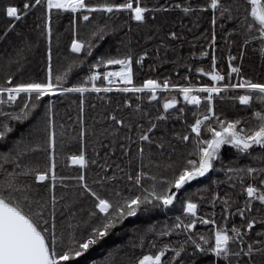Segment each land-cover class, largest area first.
I'll use <instances>...</instances> for the list:
<instances>
[{
  "label": "snow or ice",
  "instance_id": "6c2138e0",
  "mask_svg": "<svg viewBox=\"0 0 264 264\" xmlns=\"http://www.w3.org/2000/svg\"><path fill=\"white\" fill-rule=\"evenodd\" d=\"M259 0H201L198 10H205L211 15V44L217 39L215 25L218 18L231 21L230 33L239 34L242 44L247 47L253 42H259L260 55L264 58V5L258 6ZM250 6V11H249ZM183 9L190 13L191 5L180 3L149 6L145 0H0V15L6 21L5 31L13 30L17 23L26 19L30 11L42 9L40 35L46 36L47 67L46 74L42 78H24L22 66L31 42H24L18 46L14 54L10 56L3 66V78L0 79V140H8L13 132L14 122L28 121L30 117L35 119V113L41 106V97L46 94L79 92L84 93L89 89L100 93L111 92L115 87L121 92L144 93L149 91L148 100L157 99L158 90L178 91L183 100L193 106L202 103L207 105L203 112L194 113V121H185L187 131L183 134L173 132L172 136L178 138L186 145L185 152L176 160L171 159L176 153V147H171L169 159L166 161L149 160L154 164V171L144 168V143H151L150 134L157 128V121L167 120L168 110H175L178 100L175 96L165 98L163 110L155 120L148 117L150 126L141 134L137 152L140 156L138 171L133 172L131 165L134 157L131 155V137H125L129 146L120 144L122 154L129 156L127 171L119 164H109L106 160L100 161V171L89 182L87 166L95 165L96 159L89 161L85 152L72 154L67 160L72 165H79L82 169L79 174L70 179L75 180L74 191L68 194H57V133L56 125L51 113L45 110L43 128L37 120L26 135L12 141V146L7 151L0 152V264H78V258L86 255L95 245L109 236L118 226H122L127 217L136 216L138 213L147 212L156 208H167L179 203L181 214L175 217L171 225L164 224L157 232L155 225H149L139 239L144 241L147 233H154L150 242L152 249L138 258L136 264H196L194 257L203 253H213L216 257H222L227 264H264V227L256 233L261 239H253L248 235L254 225H264V107L253 110L252 116L255 123L250 126L244 117H221L215 110V97L222 92L237 90L239 95L233 100L240 105L249 107L254 100L264 106V80H253L241 75L242 67L236 65V57L229 55L226 74L229 82L225 81V74L216 70V55L213 51L211 57V70L203 67L196 68L197 73L210 77L217 83L178 84L165 78L162 81L148 78L143 83H134V62H142L148 52L139 55V61H134L131 51L124 54L111 55L103 53L95 58L89 65L88 74L81 82L72 83L65 87L64 82L69 73L80 64L87 62L92 57L96 45L109 31H116V26L110 21L113 16L129 13L130 19L136 22L147 23L149 12L153 16L157 11L166 8ZM60 10L74 13L71 24L73 36L71 38L72 53L75 57L66 58V64L62 65L57 74H53V11ZM102 14L105 23H98L95 14ZM39 19V17H38ZM92 20L93 27L88 38H79V21ZM127 24V21L124 22ZM122 27V26H121ZM130 28V25H129ZM168 36L175 38L177 33L169 31ZM202 55H208L207 52ZM243 58L244 52H240ZM191 67V66H189ZM12 69H15L13 71ZM233 74L237 76V82L231 83ZM187 79V77L185 78ZM202 94L197 95L194 92ZM206 93V94H204ZM51 101H49V105ZM124 104L131 105L127 99ZM84 101L81 99L80 111H84ZM119 107V105H117ZM136 109L141 105L137 103ZM181 108L177 115L183 113ZM80 139L84 140L87 129L84 126L83 116L80 118ZM111 119L117 125H124L123 118H117L116 112H112ZM129 128L133 126L128 125ZM117 129H113L115 133ZM232 145L241 153L251 154L254 146H259L257 163L259 167L244 165L239 168H227L226 172L231 188H236L232 182L235 177L239 183V192L245 194L243 204L237 200L234 203V194L225 192L221 195L218 191L212 192L208 203L212 206V218L208 215L201 216L200 202L191 194L180 195L185 186L195 178L204 176L215 165L214 162L221 155L222 145ZM190 145V146H189ZM160 148H164L163 140ZM115 151V144L112 146ZM36 153L43 154V162H37L30 157ZM107 156V153H105ZM111 172V175L108 173ZM103 173V175H101ZM119 173V175L117 174ZM145 178L151 181L145 184ZM60 180L64 188H69ZM127 182V187L120 186L119 181ZM106 186L107 189H106ZM98 189H106L107 194H101ZM200 191V190H197ZM84 199L91 200V206L86 210L77 208V203ZM222 203L221 215L225 223L217 225L214 211L216 202ZM256 202L260 207H256ZM235 208V213L233 212ZM86 211V215H84ZM253 212L259 214V220ZM233 215H239L242 222L233 223L229 228L227 221ZM59 217L63 220L59 222ZM214 226L213 235H204L194 231L197 223ZM171 234L183 239L173 243H159L158 238H164ZM191 246V254L188 248ZM171 250L169 258L166 253ZM92 264H100L92 261ZM106 264H114L111 253Z\"/></svg>",
  "mask_w": 264,
  "mask_h": 264
},
{
  "label": "trees",
  "instance_id": "16d2710c",
  "mask_svg": "<svg viewBox=\"0 0 264 264\" xmlns=\"http://www.w3.org/2000/svg\"><path fill=\"white\" fill-rule=\"evenodd\" d=\"M184 3L192 6V11L186 13L183 9L166 8L163 11H157L153 16L151 12L147 14V23L136 22L130 19L129 13H122L118 17L113 16L110 23L116 26V31H109L105 37L96 45L94 55L89 57L87 62L78 65L68 75V79L64 82L65 87H70L72 83L82 81V78L88 74L89 65L95 58L103 53L111 55L124 54L131 51L134 54V61H139V55L147 51L148 56L144 57L142 62H134V83L139 85L145 79L152 78L162 81L167 78L172 83L178 84H199V83H217L211 81L210 77L204 76L202 73H197L196 68L203 67L206 71L211 70V57L213 51L216 55V70L225 74V81L228 82L227 73L228 57L232 55L236 57L235 64L242 67L241 75L255 80H264V58L260 55L259 42H253L247 47L242 44V37L237 33H230L229 29L233 26L231 21H224L218 18L215 25L217 39L215 44H211V15L205 10H198V5L201 0H145L149 6H158L161 3L174 4ZM225 3H230L231 0H224ZM244 3V0H242ZM264 5V0H259V5ZM250 11V6H249ZM74 13L70 11L60 10L53 11V74L56 75L62 65L66 64V58L75 57L78 54L72 53L70 44L73 36L72 16ZM39 17V19H38ZM42 9L37 8L35 11H30L26 19L20 20L13 30L5 31L6 25L10 21H6L0 15V79L3 78L4 68L10 56L14 54L15 49L24 42H31L32 47L26 54L25 61L22 66V76L24 78H42L46 74L47 67V47L48 41L46 36L40 35L41 28L36 25L41 23ZM96 22L105 23V17L102 14H95ZM127 21V24L124 22ZM130 25V28H129ZM122 26V27H121ZM93 27V22L79 21V38H88L89 32ZM169 31H175V38L168 36ZM243 51V58L240 57V52ZM207 52L208 55H202ZM191 66V67H189ZM15 71V69H12ZM187 77V79H185ZM237 81L236 74L231 77V83ZM149 91L144 93H125L118 91L115 87L111 92L100 93L89 89L87 92H68V93H53L46 94L41 97V106L35 113V119L32 117L28 121L14 122L13 132L9 134L8 140H0V152L7 151L12 146V141L19 138L22 134L26 135L32 125L40 121V127L43 128V118L45 110L48 109L51 113V118L54 119L57 133V194L62 193L70 195L75 189V180L70 179L75 177L82 170L79 165H72L68 162L67 157L72 154H79L83 150L89 161L96 159L97 164L89 163L86 172L89 182L95 178V174L100 171V161H107L115 166L119 164L121 168L128 170L129 156L122 154L120 144L129 146V141L125 137H131V155L134 157L131 169L133 172L138 171L140 164V156L137 152L140 141L138 136L141 134L140 128L146 130L150 124L148 117L153 120L163 110V101L165 98L175 96L178 104L175 110H168V119L157 121V128L152 131L151 143H144V168L148 171H154V164L150 165L149 160L166 161L169 159L171 147H176V153H173L171 159L176 160L185 152L186 145L178 138L172 136L173 132L183 134L187 131L185 121L189 124L194 121V113L203 112L207 105L201 104L193 106L183 100V96L178 91L158 90L157 99L154 101L148 100ZM194 94L202 93L196 91ZM206 94V93H204ZM239 95L237 90H229L222 92L215 97V110L218 114L228 116L229 118L244 117L245 122L250 126L255 123V118L252 116L253 110H259L261 105L259 101L254 100L253 104L245 107L239 104L238 101L232 98ZM81 99L84 101V111L81 113ZM130 99L131 105L124 104V101ZM49 101L51 104L49 105ZM139 103L140 109H136L135 105ZM119 105V107H117ZM183 108L184 111L179 116L177 112ZM116 112L117 118L125 120L124 125H117L112 119V112ZM83 116L84 126L87 129L86 136L81 141L80 133V117ZM131 124L133 127L129 128ZM117 129L113 133V129ZM163 140L164 148H160V141ZM115 144V151L112 146ZM190 146V145H189ZM261 149L259 146H254L251 154L239 152L232 145H222L221 155L214 162V167L209 170L204 176L195 178L189 182L180 195L191 194L194 199L200 202V210L205 214L211 215L213 208L208 203L211 200L212 192H219L223 195L225 192L234 194V203L238 200L243 204L244 195L239 192L240 185L236 182V188L230 186L226 170L229 167L239 168L244 165L259 167L257 159ZM107 153V156H105ZM257 158V159H254ZM30 159L43 162V154L36 153ZM111 175V172L108 173ZM119 175V173H117ZM103 175V173H101ZM64 177L63 183H67L69 188H64L60 180ZM145 184L151 183L145 178ZM121 187L126 188L127 182L120 180ZM108 186H106L107 189ZM106 189H98L101 194H107ZM200 190V191H197ZM91 206L90 199H84L82 203H77L76 207H83L85 210ZM222 203L217 201L215 205V213L218 216L222 210ZM256 207L260 205L256 202ZM235 213V208L232 209ZM179 203L167 208L151 209L147 212L138 213L136 216L127 217L122 226H118L109 236L105 237L101 242L95 245L86 255L78 258V264H92V261H99L100 264H106L111 253V259L114 264H136L140 256L152 249L150 242L154 238V233H147L144 241L139 239V234L143 233L149 225H155L157 232L164 224L171 225L175 222V217L181 214ZM86 215V211L84 213ZM259 220V214L253 212ZM220 218L215 219L221 223ZM63 220L59 217L58 224ZM242 218L239 215H233L227 221L230 228L233 223L239 225ZM264 225H254L253 230L248 233L253 239H261L257 236ZM183 239V234L177 236L171 234L164 238H158L159 243H173ZM171 250L166 253L165 259L171 255ZM188 254H191V246L188 248ZM196 264H227L222 257L218 258L215 254H199L194 257Z\"/></svg>",
  "mask_w": 264,
  "mask_h": 264
},
{
  "label": "flooded vegetation",
  "instance_id": "af4514ba",
  "mask_svg": "<svg viewBox=\"0 0 264 264\" xmlns=\"http://www.w3.org/2000/svg\"><path fill=\"white\" fill-rule=\"evenodd\" d=\"M200 214H201V216H203V215H208V214H205V213H204L203 211H201V210H200ZM220 214H221V213H219L218 216L216 215L217 219L220 218ZM208 216H209V219L212 218L211 215H208ZM224 223H225V221H224V218H223V216H222V218H221V223L217 222V225H222V224H224ZM213 228H214V226L211 225V224H207V225H205V224H203V223L198 222L197 225L195 226L194 231H195L196 233H200V234H204V235H213V231H212ZM213 241H214V235H213ZM206 254L208 255V254H210V253H206Z\"/></svg>",
  "mask_w": 264,
  "mask_h": 264
}]
</instances>
